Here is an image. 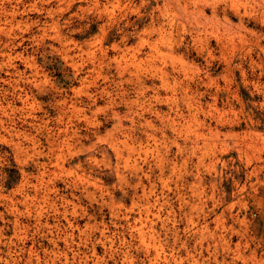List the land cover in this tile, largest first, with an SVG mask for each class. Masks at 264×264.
Masks as SVG:
<instances>
[{"label":"rangeland","instance_id":"374dc122","mask_svg":"<svg viewBox=\"0 0 264 264\" xmlns=\"http://www.w3.org/2000/svg\"><path fill=\"white\" fill-rule=\"evenodd\" d=\"M0 264H264V0H0Z\"/></svg>","mask_w":264,"mask_h":264},{"label":"bare ground","instance_id":"6f19581e","mask_svg":"<svg viewBox=\"0 0 264 264\" xmlns=\"http://www.w3.org/2000/svg\"><path fill=\"white\" fill-rule=\"evenodd\" d=\"M64 50V49H63ZM65 53V52H64ZM175 77V76H174ZM175 79V78H174ZM177 79V78H176ZM186 81V80H185ZM179 83H180V81H179ZM185 85V84H184ZM182 87H183V85H182ZM184 89V88H183ZM186 89H187V87H186ZM24 101V100H23ZM179 118H180V116H179ZM178 120V119H177ZM65 121V120H64ZM176 121V120H175ZM177 122V121H176ZM179 122V121H178ZM172 124V123H171ZM178 124V123H177ZM177 124H176V126H177ZM173 126H175V125H173ZM179 127V126H178ZM173 128V127H172ZM179 129V128H178ZM173 130H174V128H173ZM176 131V130H175ZM152 136V135H151ZM197 138V137H196ZM194 142V141H193ZM197 142V141H196ZM110 143V142H109ZM124 143V142H123ZM121 144V143H120ZM194 145H195V143H194ZM61 146V145H60ZM195 147V146H194ZM193 147V148H194ZM61 148V147H60ZM115 149L118 151V147H115ZM58 154V153H57ZM53 164V163H52ZM51 173V172H50ZM146 216V215H145ZM144 216V217H145ZM137 220V219H136ZM143 220V219H142ZM147 220V219H146ZM141 221V220H140ZM138 222V221H137ZM143 222V221H142ZM135 223V222H134ZM141 227V226H140ZM143 227V226H142ZM146 228V227H145ZM147 229V228H146ZM136 230V229H135ZM143 230V229H142ZM135 232V231H134ZM145 232V231H144ZM148 232V231H147ZM134 234V233H133ZM139 235H141V238H142V240L143 241H145V239L147 238H145V235H144V233H142V231H141V229H140V233H139ZM137 238H138V236H137ZM146 242V241H145Z\"/></svg>","mask_w":264,"mask_h":264}]
</instances>
